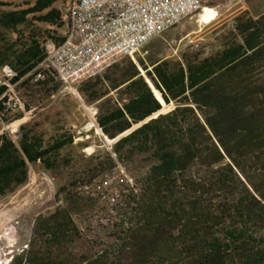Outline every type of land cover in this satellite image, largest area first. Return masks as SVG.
I'll return each instance as SVG.
<instances>
[{
	"label": "trees",
	"instance_id": "trees-1",
	"mask_svg": "<svg viewBox=\"0 0 264 264\" xmlns=\"http://www.w3.org/2000/svg\"><path fill=\"white\" fill-rule=\"evenodd\" d=\"M60 1L0 0V70L14 72L22 104L2 82L0 200L35 165L62 183L10 264H264V13L244 11L175 57L155 38L79 85L112 145L64 181L83 145L34 120L62 88L44 65L45 45L63 41ZM27 113L16 138L2 130Z\"/></svg>",
	"mask_w": 264,
	"mask_h": 264
},
{
	"label": "rangeland",
	"instance_id": "rangeland-1",
	"mask_svg": "<svg viewBox=\"0 0 264 264\" xmlns=\"http://www.w3.org/2000/svg\"><path fill=\"white\" fill-rule=\"evenodd\" d=\"M203 13L183 20L176 27L165 32L163 38H156L153 49L160 48L163 55L175 57L189 45H198L204 42L205 36L211 30L225 22H229L234 16L246 11L249 16L255 17L264 13V0H203ZM69 0H62L56 7L65 14ZM66 31V26L64 33ZM140 50L137 54H141ZM135 57V56H134ZM134 57L132 60H134ZM4 83L2 70H0V84ZM77 87H63L52 99L51 104L34 118L40 117L45 121V126L52 125L54 129L62 128L74 136V144L83 145V149H72L75 157L74 168L65 169L58 177L64 181L75 177L78 173V165L93 153L100 155L110 150L112 142L104 138L95 122V109L84 103L77 92ZM18 98V97H17ZM17 106L22 109L19 99ZM169 108L164 107L162 112ZM27 113L21 120L10 125H4L2 130L17 137L21 124L30 120ZM1 129V126H0ZM1 130V131H2ZM62 183L45 173L39 165L31 167L28 183L14 194L0 200V264H10L13 258L28 249L31 236V228L35 218L39 214H47L54 208V194ZM94 227V228H93ZM92 225L87 237L95 240L97 231ZM102 236V235H101ZM106 237V235L104 236ZM103 241H110L108 236Z\"/></svg>",
	"mask_w": 264,
	"mask_h": 264
},
{
	"label": "built area",
	"instance_id": "built-area-1",
	"mask_svg": "<svg viewBox=\"0 0 264 264\" xmlns=\"http://www.w3.org/2000/svg\"><path fill=\"white\" fill-rule=\"evenodd\" d=\"M204 9L203 0H69L63 41L45 45L44 65L63 87H77L121 59H133L152 40ZM2 73L4 96L15 106L18 98L9 83L15 74L8 66Z\"/></svg>",
	"mask_w": 264,
	"mask_h": 264
},
{
	"label": "water",
	"instance_id": "water-1",
	"mask_svg": "<svg viewBox=\"0 0 264 264\" xmlns=\"http://www.w3.org/2000/svg\"><path fill=\"white\" fill-rule=\"evenodd\" d=\"M141 75L143 76V78L145 79V81L147 82V84L149 85V87L151 88V90L153 91V86L151 85V83L149 82V80L147 79V77L145 76V74L143 72H141ZM162 100V99H161ZM159 101V100H158ZM160 102V101H159Z\"/></svg>",
	"mask_w": 264,
	"mask_h": 264
}]
</instances>
